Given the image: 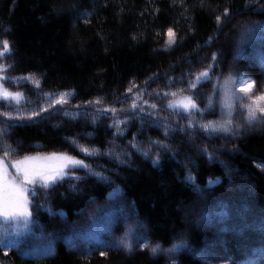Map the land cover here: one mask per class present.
<instances>
[{
  "label": "trees",
  "instance_id": "obj_1",
  "mask_svg": "<svg viewBox=\"0 0 264 264\" xmlns=\"http://www.w3.org/2000/svg\"><path fill=\"white\" fill-rule=\"evenodd\" d=\"M256 23L264 24V0H0V48L4 40L11 47L0 57L11 65L5 75L40 82H5L24 93L25 117L39 112L11 122L5 139L17 151L9 157L64 151L91 168L70 169L54 186L29 193L32 220L27 229L10 226L19 229L20 244L0 247V264H165L146 249L118 246L114 236L125 220H139L152 244L184 239L200 247L210 231L185 222L181 206L202 199L219 216L230 215L229 203L243 193L229 183H241L242 174L252 198L241 200L238 228L223 236L242 233L235 236L242 246L228 243L231 253L264 246V172L256 165L264 163V124L235 139L200 127L215 118L207 108L210 83L232 65L239 28ZM169 28L176 42L164 49ZM205 69L211 78L191 88ZM62 92L71 93L67 103L50 106L44 94ZM185 95L202 111L189 116L167 107ZM15 107L0 102V112ZM5 119L0 125L8 127ZM80 145L99 154L88 157ZM175 264L202 263L184 251Z\"/></svg>",
  "mask_w": 264,
  "mask_h": 264
},
{
  "label": "snow or ice",
  "instance_id": "obj_2",
  "mask_svg": "<svg viewBox=\"0 0 264 264\" xmlns=\"http://www.w3.org/2000/svg\"><path fill=\"white\" fill-rule=\"evenodd\" d=\"M228 9L225 8L224 15H228ZM216 22H221V16H216ZM168 40L166 45L171 47L176 42V35L172 28L167 30ZM11 53V47L7 40L2 42V48H0V57H4ZM213 60H215V54H213ZM11 65L0 64V102L7 104L9 108L16 105L14 111L0 112V116L6 118L3 124H7L8 127L0 125V152H3V157H0V247L5 249H11L13 247H19L20 241L15 237L19 235V229H13L11 225L22 224L25 229L28 228L32 220V211L30 208L31 201L29 199V193L35 195L36 189L34 186L39 185L41 188H50L63 180L68 172L66 170L73 168L88 169L91 172L89 164H86L84 160H78L75 157L67 153H52L47 156H30L25 155L22 158L12 160L11 167L15 170V174L9 171V165L5 162V159L11 154H14L17 149L12 147L5 139L9 134V128L14 126L11 122L17 120H23L25 118L31 120L39 115V112L32 111L30 115L25 117L20 110V105L25 101L24 93L20 91H12L5 87V82L15 81L19 83L21 80H31L36 87H39V80L33 76L28 77H8L5 75L7 69ZM211 68V66H209ZM209 69H205L196 75L194 81L189 82L191 88H196L197 84L210 79ZM256 87V81L241 74L239 77L229 75L225 78L223 83L224 97L222 100V107L228 110L229 117L235 110L237 101H243L245 98L249 101L248 103H240L241 110L247 111L245 121L247 124L252 125L255 123L264 122V92H260L258 95H253ZM132 91L131 88L128 90ZM48 97V103L51 105L67 103V97L71 93L62 92L59 93L58 98L53 99L52 93H45ZM165 95H169L165 93ZM171 96L176 97L175 92L171 93ZM136 99L139 100L140 96L137 95ZM101 100L97 98L96 103H100ZM145 103H147L145 101ZM212 106V98H209V107ZM151 108L155 109L156 105H150ZM167 107L173 110H182L188 113L189 116L195 111H202L199 109L195 100L190 95L181 96L179 98L168 101ZM131 108L135 110L137 104L134 102ZM47 108H41L40 111H47ZM105 111L115 112V109H106ZM140 111H144L141 107ZM124 121H116L114 126H117ZM191 123V121H190ZM201 129L208 132L209 134L215 133H234L233 121L228 119L224 122H213L209 121L207 124H201ZM241 125H236V128ZM76 144V141H73ZM156 143H159L157 141ZM80 151L85 153L86 156L91 157L98 155L99 153L95 149L88 148L80 145ZM135 147V145H134ZM139 150V149H138ZM147 155V152L144 153ZM159 157L153 161L158 163ZM93 175L101 176L100 173L92 172ZM103 178V177H102ZM79 179V177H76ZM189 179H192L189 176ZM120 245L127 250H131V243L126 240H121ZM144 248H149L153 254L161 251L160 245H151L145 243L142 245ZM179 245H173L172 248L167 251H175ZM7 255V251H5ZM104 255V253H101Z\"/></svg>",
  "mask_w": 264,
  "mask_h": 264
},
{
  "label": "rangeland",
  "instance_id": "obj_3",
  "mask_svg": "<svg viewBox=\"0 0 264 264\" xmlns=\"http://www.w3.org/2000/svg\"><path fill=\"white\" fill-rule=\"evenodd\" d=\"M223 35L226 33L223 32ZM234 40V59L229 70L224 74H221L219 78L215 79L214 82L210 85L209 98H212V106L209 107V101L207 108L211 110L212 113L216 115L214 122H224L228 119L233 121V130L235 134L232 133H219L220 135L226 138H240L250 133L257 131L261 128L264 122L255 123L249 125L245 121L247 116L246 110H241L240 103H248L249 101L245 98L243 101H237L235 105V110L232 112V115L229 117L228 110L222 107V100L224 97L223 93V83L225 78L229 75L239 77L241 74L250 77L256 81V87L254 89L253 95H258L260 92H264V25L262 23H256L250 25L246 28H239ZM168 40V34L166 32L164 38V49H170L166 45ZM21 92V91H20ZM236 125H241V127L236 128ZM52 153H64V152H52L46 151L43 153H32L27 154L30 156H47ZM14 157V159H5V162L9 165V171L15 174V170L11 167V161L24 157ZM76 158V157H75ZM82 160L80 158H76ZM9 160V161H7ZM183 163V160L181 161ZM257 167L264 172V164H256ZM67 171V170H66ZM241 183L237 184L234 187L232 183H229L230 189H237L240 191V201L231 200L230 204V215H218L213 213L212 209L206 207L203 200H199L197 204L191 206L182 205L180 208L181 215L183 220L187 223L193 224L194 226L204 227L210 231V235L204 240V243L197 248H191L183 239L173 240L167 246H160L161 251L153 254L149 248H144L146 242L148 241L145 238L143 233V224L135 218H129L123 223V228L121 232L115 236L116 243L126 252H132L137 249H146L153 255H161L164 258L165 264H175L177 256L181 252H189L193 257L198 259L202 264H264V254L262 250L258 247H251L252 249L245 255V257L237 263H234L228 256H226L225 251L227 249L228 243L232 239L234 244L243 245L240 238L235 236L239 234V230L236 235L225 238L223 234L227 231H232L233 228H238L237 223L240 220V215L244 211L245 205L241 203V200L252 198V192L250 187V181L246 175L240 176ZM242 195V196H241ZM219 203H215L217 206ZM221 204H219L220 206ZM218 208V207H217ZM214 209V208H213ZM210 211V212H208ZM240 237V236H239ZM235 241H234V240ZM121 240H126L131 243V250H127L120 245ZM173 245H179V247L172 252L167 251L172 248ZM212 245V246H211ZM240 246V247H241Z\"/></svg>",
  "mask_w": 264,
  "mask_h": 264
},
{
  "label": "bare ground",
  "instance_id": "obj_4",
  "mask_svg": "<svg viewBox=\"0 0 264 264\" xmlns=\"http://www.w3.org/2000/svg\"><path fill=\"white\" fill-rule=\"evenodd\" d=\"M212 246V245H211Z\"/></svg>",
  "mask_w": 264,
  "mask_h": 264
}]
</instances>
